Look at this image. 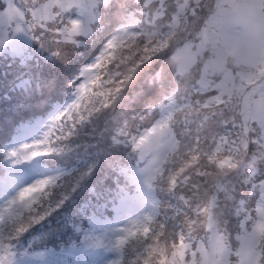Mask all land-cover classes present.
Segmentation results:
<instances>
[{"label":"trees","instance_id":"16d2710c","mask_svg":"<svg viewBox=\"0 0 264 264\" xmlns=\"http://www.w3.org/2000/svg\"><path fill=\"white\" fill-rule=\"evenodd\" d=\"M15 1L24 11L30 44L23 54L13 50L14 27L8 40L0 42V181L12 170L2 149L18 126L39 121L70 98L83 68L102 57L88 92L60 117L55 148L40 156L42 164L66 172L22 215L2 224L1 258L13 262L46 251L81 259L101 249L93 242L97 221L113 218L128 197L140 194L135 173L146 159L139 138L177 91L187 105L170 120L177 147L152 181L159 214L148 232L139 230L127 239L118 264H210L216 232L228 264H239L244 231L258 221L264 141L253 125L241 132L225 120L230 104L222 115L218 89L202 86L203 63L181 70L183 58L172 59L183 47L177 43L190 40L170 27L176 12L165 0H85L93 3L90 19L74 28L72 18L82 6L62 9L55 0ZM44 3H52L51 16L35 19L33 10ZM7 5L0 0V15ZM129 16L136 19L133 34L103 53L119 22ZM198 32H193V44ZM205 189L219 193L218 212L195 213V201ZM258 250L259 264H264V229Z\"/></svg>","mask_w":264,"mask_h":264},{"label":"rangeland","instance_id":"374dc122","mask_svg":"<svg viewBox=\"0 0 264 264\" xmlns=\"http://www.w3.org/2000/svg\"><path fill=\"white\" fill-rule=\"evenodd\" d=\"M7 1V8L0 15V42L8 40V30L14 27L11 37L12 48L16 53L23 54L30 44V36L24 23L25 14L15 0ZM82 1L55 0L62 9L74 3L81 4ZM165 2L172 13L176 12L170 27L178 29L180 36L190 38L189 43L187 41L177 43L179 47H183L172 59L177 63L179 57L183 58L181 70L203 63L206 77L202 79V86L218 89L219 102L217 99L216 101L222 115L226 113L230 104L229 115L222 118L236 124L241 132L251 130L250 126L253 125L254 130L261 134L260 137L264 141V0H165ZM92 5L93 3L83 4L77 17L72 20L74 28L82 27L84 21L90 19ZM51 12L52 3H44L36 7L32 13L35 19H45L51 16ZM135 24L136 19L131 16L126 22H119L115 36L111 40L108 39L110 43L104 47L103 53H108L122 39L133 34ZM194 31H199L195 34L198 39L195 44L192 38ZM81 33L82 31L77 34ZM170 34L175 36V30ZM194 46L196 50H193ZM101 57L102 55H99L83 68L78 86L68 101L57 106L40 121L21 123L17 134L6 142L4 149L7 148L8 153L7 165L17 168L10 171L12 173L10 177L0 181V228L5 222L28 210L44 189L66 172L65 167H46L40 161V156L55 148L53 144L60 117L64 112H71L88 92L92 80L98 73ZM209 57L210 61L207 63L205 60ZM176 92L174 95L169 94L168 101L162 106L161 117L139 139L141 155L146 159L144 165L135 173L140 194L128 197L129 199L120 206L121 210L115 211L113 218L97 221L93 230V242L96 245L100 244L101 249L81 259L74 258L78 254L70 258L40 251L24 254L20 258H15L13 262H6L4 257L1 258L0 250V264H118L123 257L127 239L132 238L139 230L148 232L149 222L159 214V201L154 195L152 181L161 172L168 154L177 147L176 132L171 127L170 120L178 109L187 105L179 101ZM239 115L242 116V120L236 118ZM216 187L220 188V185ZM213 195L216 198H213ZM218 195L219 193L203 190L201 198L195 201V213L201 212V209L207 215L216 211L218 208L216 202L220 200ZM263 229L264 185L258 202V221L251 231H244L241 240L239 264H259L258 244ZM212 241L210 264H228L227 253L220 245L217 232ZM201 250L205 252L203 245Z\"/></svg>","mask_w":264,"mask_h":264}]
</instances>
